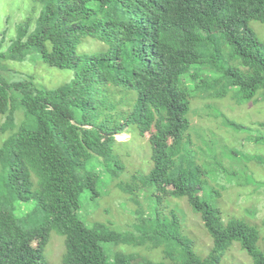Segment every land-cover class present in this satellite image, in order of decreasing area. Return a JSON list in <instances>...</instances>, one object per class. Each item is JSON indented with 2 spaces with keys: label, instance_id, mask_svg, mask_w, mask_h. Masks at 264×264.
<instances>
[{
  "label": "trees",
  "instance_id": "1",
  "mask_svg": "<svg viewBox=\"0 0 264 264\" xmlns=\"http://www.w3.org/2000/svg\"><path fill=\"white\" fill-rule=\"evenodd\" d=\"M37 1L38 15L18 24L0 52V65L37 54L43 64L73 77L50 90L31 77L5 79L0 72V136L7 135L0 145V264H46L43 250L52 232L64 238L62 264H136L137 254L110 257L104 243L158 249L163 258L136 257L138 264H221L235 244L252 264H264L257 228L241 218L224 220L203 199L207 172L196 161L175 175L174 187L161 181L187 152L185 143L191 144L184 134L192 90L220 87L216 97L229 92L240 102L264 90V52L249 26L264 22V0ZM83 37L103 49L79 54ZM195 65L213 73L212 81L190 71ZM188 78L197 82L191 88ZM19 109L24 117L16 124ZM129 126L149 145L147 173L124 176L114 154L113 146L121 143L116 135L127 134ZM93 162L101 174L87 166ZM98 184L108 194L118 189L136 205L126 207L130 233L101 223L87 227L80 218V197L87 191L97 198ZM167 198L186 200L199 216L212 241L206 257L182 235L177 210L167 207L164 213Z\"/></svg>",
  "mask_w": 264,
  "mask_h": 264
},
{
  "label": "rangeland",
  "instance_id": "2",
  "mask_svg": "<svg viewBox=\"0 0 264 264\" xmlns=\"http://www.w3.org/2000/svg\"><path fill=\"white\" fill-rule=\"evenodd\" d=\"M41 5L37 0H0V52H4L15 38L18 24L27 17L34 20ZM249 26L264 52V22L251 21ZM218 42L221 50L230 51L228 45L221 40ZM103 47L99 41L83 37L77 46V52L86 54ZM238 62L236 59L232 64L237 66ZM199 68L198 65L191 66L190 71H200L208 81H212L215 75L208 74L207 69L203 72ZM0 72L5 79L20 80L31 77L36 85L50 90L69 82L73 77L69 70H60L43 64L37 54L30 55L26 61L3 63L0 65ZM184 82L190 88L197 83L190 78ZM220 90V87L208 91L192 90L187 116L189 128L184 134V139L189 140L191 144L188 146L185 143L187 152L179 154L171 169V175L163 177L161 181L167 188L174 187L175 175L187 170L191 163L196 161L207 172L203 177L206 180L203 199L216 205L224 220L230 217L241 218L255 226L260 235L258 247L264 251V90H259L251 101L243 102L229 92L226 96L216 97L215 94ZM17 112L15 123L19 124L24 114L21 109ZM3 121L4 117L0 115V126ZM126 132L127 134L116 135L115 139L121 143L113 146L118 162L124 167V176L140 170L147 173L152 167L147 140L139 136L136 126H129ZM6 137V134L0 136V145ZM96 165L97 163L93 162L87 166L94 168ZM94 170L101 174L98 167ZM120 179L124 180L125 177ZM104 186L98 184L101 193L95 199H91L87 191L82 194L79 202L80 218L87 227L101 223L119 233H130L129 220L132 217L126 209H136V205L127 200L118 189L113 188V185V190L109 188V194L106 193L108 188L104 189ZM138 199L146 210L142 196L139 195ZM18 203L24 208L33 206V203ZM165 206L164 213L167 212V207L177 210L184 231V233L181 231L182 235L188 237L190 243L193 242L192 247L199 256L206 257L212 247V241L200 225L199 216L190 211L186 200L167 198ZM102 247L106 254L108 252L111 254L110 257L115 252L123 254L133 252L137 254L133 256L136 264H138L136 257H147L152 262L163 260L158 249L147 250L144 246L134 247L125 244L112 246L104 243ZM64 251V238L52 232L43 250L46 264H62ZM221 264L252 262L235 244L226 252Z\"/></svg>",
  "mask_w": 264,
  "mask_h": 264
}]
</instances>
